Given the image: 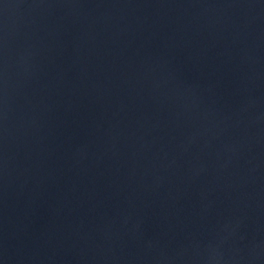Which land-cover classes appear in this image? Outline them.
I'll list each match as a JSON object with an SVG mask.
<instances>
[{
	"label": "water",
	"instance_id": "1",
	"mask_svg": "<svg viewBox=\"0 0 264 264\" xmlns=\"http://www.w3.org/2000/svg\"><path fill=\"white\" fill-rule=\"evenodd\" d=\"M0 264H264V0H0Z\"/></svg>",
	"mask_w": 264,
	"mask_h": 264
}]
</instances>
